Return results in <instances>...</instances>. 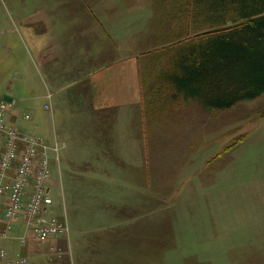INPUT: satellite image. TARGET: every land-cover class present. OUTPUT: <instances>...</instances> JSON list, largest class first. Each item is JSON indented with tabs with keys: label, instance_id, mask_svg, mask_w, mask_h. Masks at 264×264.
I'll return each mask as SVG.
<instances>
[{
	"label": "rangeland",
	"instance_id": "1",
	"mask_svg": "<svg viewBox=\"0 0 264 264\" xmlns=\"http://www.w3.org/2000/svg\"><path fill=\"white\" fill-rule=\"evenodd\" d=\"M190 2L198 3L0 0V98L13 96L25 110L34 108L31 120L17 119L18 127L37 136L28 126L42 115V131L52 139L58 119L56 114L52 119L46 103L51 107L59 96L64 99L71 96V90L85 88L87 76L112 61L138 58L142 76L158 95L157 107L166 103V112L180 108L183 114L179 127H170L168 134L187 135L189 147L183 152L188 155L172 166L179 143L156 144L162 152L168 146L170 157L168 166L164 158L156 160L157 186L150 191L144 186L133 193L117 186L50 184L53 211L48 216L66 217L70 233L41 244L31 238L25 249L14 242L12 261L22 253L29 264H264V93L231 108L216 109L200 99L173 98L171 90L161 89L160 72H165V79L172 72L177 48L208 27ZM88 6L108 8L103 18L106 22L122 20L119 30L108 24L109 38L102 42V55L85 53L70 65L60 64L59 69L52 62L56 57L44 55V49L38 48L52 32L37 25L38 14ZM121 8L122 15L115 14ZM76 42L83 43L80 35ZM77 48L80 54L83 47ZM67 67L71 79L56 80L54 76L69 70L63 69ZM48 91L53 94L51 102L45 97ZM194 115L199 123L192 121ZM160 137L167 135L157 134ZM57 141L61 158L64 144L58 137ZM50 158L52 175L57 174L56 154L50 153ZM184 170L189 179L185 185L181 181ZM75 171L78 177L83 175V171ZM163 177L170 181L162 185ZM4 245L1 240L0 246ZM0 264L10 263L0 259Z\"/></svg>",
	"mask_w": 264,
	"mask_h": 264
},
{
	"label": "crops",
	"instance_id": "2",
	"mask_svg": "<svg viewBox=\"0 0 264 264\" xmlns=\"http://www.w3.org/2000/svg\"><path fill=\"white\" fill-rule=\"evenodd\" d=\"M80 9H48L41 13V17L40 13L38 14L37 25L40 27L44 25L43 29L52 31L43 43H38V48L44 49V55L55 56L56 59L52 62L58 64L59 69L60 64L70 65L72 61H78L76 58L79 55L84 56L85 53L86 56L89 54V57L93 56V52L102 55V42H107L109 38L108 24L112 29L116 27L119 30V24L122 22V20L118 22L116 18L106 22L103 18V14L108 13L106 7L88 6ZM120 10L114 13L121 16L122 8ZM78 31L83 40L81 44L76 42L79 37ZM78 46L83 47L80 54H78ZM83 60L85 59L80 61ZM63 69L69 70L54 76L56 80L71 79L70 67ZM87 77L89 80L85 88L71 90V96L64 99L59 96L53 105L50 103V108H46L47 103L45 104V108L51 110L52 119L55 114L58 119L57 127L54 128V144L58 143L57 137L64 144L61 158L58 156L59 160H56L57 174L52 175L51 184L117 186L118 189L123 187L124 190L133 193L144 186V189L150 191L151 186H157L156 160L164 158L165 165L169 164V148L166 146L165 152L158 150L156 145L158 142L179 143L175 148L173 157L175 162L172 166L176 165L181 156L188 155L183 153L184 150L189 149L188 136L169 135L167 132L172 126L179 127L183 120L180 108L175 112L172 110L166 112V103L162 107H157L155 104L157 97L149 96L145 80L143 81L138 58L112 61L111 64L97 69ZM49 94L53 99V94L49 91L45 96L46 99L49 100ZM11 97L18 102V105L9 114L8 122L17 127L16 122L19 117L23 116L25 119V115L29 114L31 116L29 120L32 119L34 108L32 106V109L25 110L18 99ZM37 117L39 121L35 119L28 127L31 132L36 131L39 135H32L21 129L30 136L39 137L49 145H54L51 144L53 138L46 137V133L42 131L45 124L43 116ZM185 119L187 120V117ZM192 121L199 123L198 116L194 115ZM149 131L152 137H148ZM157 134H165L167 137L157 138ZM75 170L83 171L81 172L83 175L78 177ZM187 172L184 170L181 177L183 185L189 181ZM168 181L170 178L167 180L163 177L161 184L164 185ZM133 193L132 206H134ZM11 245L10 251H12Z\"/></svg>",
	"mask_w": 264,
	"mask_h": 264
},
{
	"label": "trees",
	"instance_id": "3",
	"mask_svg": "<svg viewBox=\"0 0 264 264\" xmlns=\"http://www.w3.org/2000/svg\"><path fill=\"white\" fill-rule=\"evenodd\" d=\"M195 2L190 4H195L208 27L177 48L172 72L166 79L165 72H160L161 89L171 90L173 98L200 99L216 109L263 94L264 0ZM145 83L149 96L158 97L151 92V82Z\"/></svg>",
	"mask_w": 264,
	"mask_h": 264
},
{
	"label": "built area",
	"instance_id": "4",
	"mask_svg": "<svg viewBox=\"0 0 264 264\" xmlns=\"http://www.w3.org/2000/svg\"><path fill=\"white\" fill-rule=\"evenodd\" d=\"M48 99L51 101V94ZM17 105L11 96L0 98V241L5 244L0 246V259L10 264H29L22 253L14 255L18 258L12 261L11 243L25 249L31 238L46 243L69 235L70 227L66 217L48 216L53 211L50 153L54 152L59 160L58 143L52 147L9 124V114ZM30 118L25 115L26 120Z\"/></svg>",
	"mask_w": 264,
	"mask_h": 264
},
{
	"label": "bare ground",
	"instance_id": "5",
	"mask_svg": "<svg viewBox=\"0 0 264 264\" xmlns=\"http://www.w3.org/2000/svg\"><path fill=\"white\" fill-rule=\"evenodd\" d=\"M186 36V35H185Z\"/></svg>",
	"mask_w": 264,
	"mask_h": 264
}]
</instances>
